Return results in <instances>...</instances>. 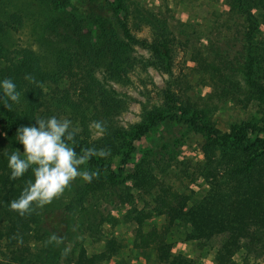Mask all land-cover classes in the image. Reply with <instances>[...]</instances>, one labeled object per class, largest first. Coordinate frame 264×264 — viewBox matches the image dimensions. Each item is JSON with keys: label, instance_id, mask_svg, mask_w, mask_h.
<instances>
[{"label": "trees", "instance_id": "obj_1", "mask_svg": "<svg viewBox=\"0 0 264 264\" xmlns=\"http://www.w3.org/2000/svg\"><path fill=\"white\" fill-rule=\"evenodd\" d=\"M41 1L50 12L49 35L62 43L50 70L32 49L5 44L8 34L22 26L23 15L0 0V81L10 78L21 94L11 110L0 103V247L5 250L0 264H125L115 261L124 243L115 236L103 238L102 227L110 219L97 208H120L134 199L143 206L126 209L123 219L135 226V245L154 256L146 264H194L172 253L168 237L180 229L187 240L211 251L213 264L264 263V0H224L227 9L212 12L207 26L208 53H192L191 73L177 77L172 72L177 38L170 27L186 25L171 23L168 8L130 9L126 0ZM143 26L153 37L150 42L134 34ZM217 28L224 29L219 38ZM136 47L148 56L137 58ZM136 67L168 78L158 90L160 103L141 104L140 122L124 128L117 117L128 101L113 85L126 84ZM190 75L210 93L195 97ZM252 102L259 107V121L231 124L225 132L216 127L218 104L247 108ZM52 116L80 129L72 145L78 155L86 148L111 150L107 158L92 157L82 166L99 169V178L90 183L77 178L65 206L72 222L76 217L77 230L103 245L92 255L66 223L56 230L45 225V206L24 217L9 210L26 182L34 181L31 169L22 178H9L8 154L17 149L23 154L17 129ZM93 121L104 123L103 136L94 135ZM167 127L177 130L174 138L153 144L129 169L137 143ZM189 131L204 137L201 161L179 160L174 153L183 144L181 132ZM182 180L187 183H175ZM156 218L162 223L151 225ZM53 233L64 243L47 244Z\"/></svg>", "mask_w": 264, "mask_h": 264}, {"label": "rangeland", "instance_id": "obj_2", "mask_svg": "<svg viewBox=\"0 0 264 264\" xmlns=\"http://www.w3.org/2000/svg\"><path fill=\"white\" fill-rule=\"evenodd\" d=\"M6 3V8L11 11H19L23 15L22 26L14 32L8 34L5 40V44L10 49H17L20 47H28L32 49L40 58L42 65L46 69H52V62L57 49L62 44L58 40L49 35V27H46L49 21L50 12L47 4L41 0H1ZM130 9H134L136 5H143L145 7H158L161 11H165V8L169 9V15L172 16L171 23L186 25V27H170L174 36L177 38L175 42L173 59H172V72L174 76H183L184 74L191 73L190 67H193V62L190 61L191 54L196 51L201 53H208L210 48L209 43L205 37H210L211 27L209 25L212 19V12L221 13L227 9L224 5V0H126ZM215 16V15H214ZM217 18V15L215 16ZM216 37H221L224 29L217 28ZM135 36L138 39L152 40V35L148 27H141V31H134ZM215 35V32L213 33ZM188 40L185 43V40ZM221 45L220 43H217ZM134 55L137 58H146L148 54L146 51L136 47ZM196 76H189L188 80L191 85L194 86L192 90L193 95L206 96L210 93V88L195 84ZM167 75H162L158 71L147 68L142 70L140 67L131 72L130 78L126 84L113 85V87L128 101L127 109L117 117L119 125L127 128L130 125L140 122L141 117V104L151 106L153 104H159L160 99L158 97V90L163 88ZM256 103V102H255ZM242 104L232 105L230 103L218 104L217 110L214 114L216 127L222 132H225L231 124H241L243 122L255 123L259 121V107L252 102L247 108H243ZM159 131V130H158ZM155 131L149 134L144 140L137 143L136 151L133 159L128 164V168L131 169L135 163H137L143 155L148 152L152 145L155 143H161L164 141L172 140L177 132L176 129L171 127L160 128V133ZM162 131V132H161ZM181 137H177L182 141V145L179 146V150H175L174 153L178 154L179 160H192L198 162L203 160L200 154V143L204 137L193 132H181ZM117 166V161L114 162V167ZM175 183H187L186 181H177ZM199 183H203V180H199ZM75 180L71 183V186L63 193L59 199H54L51 204L45 206V225L51 229L56 230L57 224L61 221L66 223L67 228L71 230L72 237H77L78 242H81L88 255L98 253L103 245L99 242H92L90 238H87L82 231L77 230L76 217L74 222L72 218L69 219L67 211L65 209L66 204L69 201V197L72 192V186H74ZM131 185L130 182L127 183ZM183 185V184H179ZM189 189L197 188L194 186ZM184 192L190 194L188 188H185ZM133 195L136 196V191L133 190ZM131 206L142 207L143 202L134 199L132 202L127 203L120 208H112L109 205H100L97 209L103 215L109 216L108 221L102 227V235L105 237H118L123 241L124 247L120 250L116 262H124L125 264H146L152 263L154 256L151 251H143L139 249L134 243L133 231L134 224L124 221L123 213ZM162 220L156 218L150 221L151 225H160ZM59 227V226H58ZM62 229V227H60ZM76 237L74 240H76ZM168 242L172 247V253L175 255L185 256L193 261L194 264H213V255L207 247H201L196 242L187 240L180 229L173 232L168 237ZM4 247H0V262L3 259ZM242 253L237 254L236 259L240 262ZM108 264V263H104ZM109 264H113L111 261ZM252 264H264L262 261L252 262Z\"/></svg>", "mask_w": 264, "mask_h": 264}, {"label": "clouds", "instance_id": "obj_3", "mask_svg": "<svg viewBox=\"0 0 264 264\" xmlns=\"http://www.w3.org/2000/svg\"><path fill=\"white\" fill-rule=\"evenodd\" d=\"M25 79L32 78L26 76ZM0 89L3 93L0 103L9 110L13 103L20 102L21 94L10 78L0 81ZM35 125L17 129L16 139L23 145V154L17 149L7 157L11 180L22 178L29 169L34 176V181L26 182L19 198L9 202V210L21 217L59 199L77 178L89 183L99 178V169L90 171L82 166H86L92 157L107 158L111 154L110 149L86 148L78 155L72 145L76 143L80 129L67 118H39ZM89 127L97 137L106 132L103 122L93 121ZM19 242L22 243V239ZM46 243L60 246L64 239L53 233ZM67 251L65 248V253Z\"/></svg>", "mask_w": 264, "mask_h": 264}]
</instances>
